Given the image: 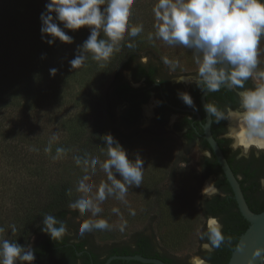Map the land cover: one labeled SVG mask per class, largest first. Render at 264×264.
Segmentation results:
<instances>
[{
  "label": "rangeland",
  "instance_id": "obj_1",
  "mask_svg": "<svg viewBox=\"0 0 264 264\" xmlns=\"http://www.w3.org/2000/svg\"><path fill=\"white\" fill-rule=\"evenodd\" d=\"M156 3L157 0H137L129 17V27L143 25V32L135 37L140 63L154 67L158 78L187 91L192 83H178L176 80L181 76L196 75L193 52L183 46H168L155 37L153 7ZM13 34V29L7 23L0 26L1 51L16 47ZM84 41L82 36L73 39L65 56L68 62ZM259 52L257 71L261 72L264 71V39L260 42ZM14 53L24 55L25 59L24 48ZM15 63L7 67L1 55L0 71L8 73ZM122 78L132 87L139 85L132 81L128 72H123ZM254 82L264 85V79L257 78ZM80 87L78 83L71 87L74 103L53 102L41 97V101L34 104V110L25 109L22 99L15 102L4 98V105L0 104V227L4 228L0 238L15 242L12 231L15 224L14 206L20 204L19 215H24L38 200L37 195L42 196L43 190L66 183L72 192L70 202L81 195L76 187L85 173L82 167L76 165L73 157L84 154L78 151L77 143L68 146L69 127L80 129L88 119L86 112L76 102ZM145 106H152L153 109L156 105L150 98L132 129H127L120 121L124 106L117 105L114 109L115 127L119 133L116 141L127 151L130 159L135 160L139 156L144 162L141 186L129 188L127 204L109 197L101 204L103 211L97 217H92L90 213L81 216L78 210L70 208L76 218L68 220L66 236L73 242L83 241L86 248L94 249L99 259H103L112 247L133 249L135 240L140 236L150 240L155 250L165 257L185 264H194L195 260L207 264L203 256L211 251L210 247H204L210 229L208 223L216 219L204 218L199 211V202L210 194L205 186L212 182L211 177L203 180L199 167L205 153L196 145H185L182 134L173 129L180 115L171 116L159 129H151L153 115H146ZM54 133L58 134V139L53 142L52 152L46 153L44 149ZM56 147H64L68 151L65 156L54 160ZM261 151L264 152V149ZM87 154L103 162L108 158L105 142L102 141ZM40 174L46 177V182H41ZM117 178L120 177L117 175ZM106 180V174L97 165L96 173L89 182L98 186ZM263 193L261 187L253 203H261ZM113 208H119L123 220L127 222L123 231L120 230L121 219L112 212ZM129 208L135 210L134 216L129 214ZM99 218L112 224V230H93L80 235L79 228L85 220ZM40 238L33 237L26 247L33 248Z\"/></svg>",
  "mask_w": 264,
  "mask_h": 264
},
{
  "label": "clouds",
  "instance_id": "obj_2",
  "mask_svg": "<svg viewBox=\"0 0 264 264\" xmlns=\"http://www.w3.org/2000/svg\"><path fill=\"white\" fill-rule=\"evenodd\" d=\"M136 3L137 0H48L40 17L42 37L47 38L49 45L57 40L71 44L73 37L65 30L75 32L88 28L90 34L69 61L70 66L72 69L84 66L90 55L103 67L104 62L120 50V42L126 33L135 38L143 32V25L129 27V17ZM153 14L156 38L168 46H183L193 52L196 75L181 76L176 82L195 83L206 93L218 92L221 88L242 89L239 91V110L204 106V110L215 116L217 122L232 120L237 124L243 123L241 134L246 137L247 143L236 141L231 148L235 150L243 146L246 149L250 143L264 142V85L245 88L250 79H264V71H257L260 64L259 45L264 39V0H157ZM101 33L107 39L100 38ZM127 47L134 48L135 45L129 43ZM57 71L56 68L49 69L52 76ZM179 98L196 110L189 94L180 93ZM237 134V127L228 129L230 138ZM102 138L108 157L103 162L90 158L87 153L73 157L85 174L76 187L81 195L70 202L69 207L78 210L81 216L90 213L92 217H97L103 211L101 204L109 197L127 204L129 188L133 185L140 187L143 181V160L139 156L135 160L130 159L127 151L111 134ZM57 139L58 134L54 133L44 149L46 153L52 152L53 142ZM67 151L64 147H56L53 159H60ZM97 165L107 177L98 186L89 182L96 173ZM259 182L264 188V177ZM71 194L69 189L67 195ZM112 212L120 217V230L123 231L127 222L123 220L120 209L113 208ZM129 214L134 216L135 210L129 208ZM211 225L207 238L212 246L219 248L225 237L216 220H212ZM113 227L103 218L88 219L80 225L79 232L84 235L93 230H112ZM12 231H16L15 225ZM42 231L55 241L66 235L67 226L48 214L43 218ZM3 232L4 228L0 227V233ZM204 247L209 248V244ZM253 255L261 257V264H264V249H257ZM34 261L35 253L31 247L0 238V264H34Z\"/></svg>",
  "mask_w": 264,
  "mask_h": 264
},
{
  "label": "trees",
  "instance_id": "obj_3",
  "mask_svg": "<svg viewBox=\"0 0 264 264\" xmlns=\"http://www.w3.org/2000/svg\"><path fill=\"white\" fill-rule=\"evenodd\" d=\"M47 2L48 0H0V26L7 23L11 30L13 29L17 47L10 50L2 49V51L0 47V58L1 55L4 56L7 67L16 62L8 70V73L0 71V104L4 105V98H9V100L15 102L22 99L25 109L34 110V104L41 101V97L53 102L74 103L71 87L74 83L80 84L81 90L77 95L79 97L76 102L86 112L88 119L80 129L69 127L70 143H68V146L77 143L79 146L78 151L85 154L104 141L102 137L107 134H111L115 140L118 139L119 133L115 127L114 119V109L117 105L124 106L120 116L122 125L127 129L135 127L140 118V107L148 102L151 92L159 90L158 86L155 85V81L160 80V87L163 88L162 94L166 101H161L160 110L165 113L158 114V117L155 118V125H151V129H159L164 126L168 116L172 113L166 103L173 106L180 105L178 101L167 95L164 80L157 77L156 69L148 64L143 65L140 63L139 47L136 39L129 37L126 33L124 40L120 42V50L114 52L110 59L104 62L103 67L100 66L101 62L91 59L89 55L84 66L72 69L70 63L65 59L71 45L64 44L59 40L53 45H49L46 42L47 38L42 37L40 17L45 11ZM65 31L73 39L82 36L86 40L90 34L88 28H82L75 32ZM100 38L106 39L103 33H101ZM129 43L134 44L135 47H127ZM20 48L25 49V59L24 55L21 54L20 56V54L16 55L14 53L15 50ZM7 51L10 53L8 54ZM51 68L58 69L55 76L50 74L49 69ZM123 72H128L134 83L143 79V85L137 88L132 87L123 80ZM189 93L193 97L195 111L200 114L203 123L204 114L199 103L202 91L196 84H191ZM205 100L207 105L216 106L220 109L219 104L221 102L232 103L233 94L229 89L222 88L218 92L208 94ZM182 107L193 109L186 104ZM211 117L213 119V116ZM195 118L196 116L193 114H181L180 118L173 124V129L176 132L181 133L182 130H187L182 138L184 144L188 146L202 133L201 125L194 121ZM213 122L217 123L216 119H213ZM83 129H85V134ZM212 134L215 135L213 130ZM200 141L202 145L208 148L205 141ZM14 159H16L15 155ZM259 161L262 165L264 164V158ZM255 163H258V160ZM213 165L218 167L215 160ZM39 177L41 182L47 181L43 174H40ZM249 177L248 173H244L243 179L238 181L239 186L249 209L254 213H260L264 210V193L259 206L253 208L248 204L249 199L246 198L245 193L253 194V197L251 196L253 201L255 197V200L257 199L261 188L258 183L259 178H256V182L247 183ZM224 184L228 185L226 180H224ZM69 189L68 184L64 183L61 186H51L43 190L41 192L42 196L37 195L38 200L31 207V210L24 215H19L20 204L14 206L15 242H18L21 246H27L33 237H41L32 248L35 253L34 264H77L78 262L81 264H104L107 258L114 255L159 258L165 264L177 262L174 258L165 256L160 258V253L155 250L150 240L140 236L135 240L133 249H116L112 247L103 259L98 258L94 249L86 248L83 241L73 242L66 235L59 240H52L47 233L42 231L45 215H54L66 225L69 219L74 220L76 218L75 213L69 207L70 196L67 195ZM262 189L264 191V188ZM230 206L235 207V213L228 214L222 225L221 233L225 237L224 243L216 248L211 245L208 238L206 240L210 244L211 251L206 252L203 259L209 264H226L228 262L238 237L246 230L248 224L240 216L232 198L230 200L215 198L210 201L208 204L210 213L203 212L201 202H199V211L204 218L209 216L218 217L227 212ZM228 238H230V241ZM79 252L81 255L77 256L76 253ZM110 264L141 263L113 260ZM178 264L185 263L178 261Z\"/></svg>",
  "mask_w": 264,
  "mask_h": 264
},
{
  "label": "flooded vegetation",
  "instance_id": "obj_4",
  "mask_svg": "<svg viewBox=\"0 0 264 264\" xmlns=\"http://www.w3.org/2000/svg\"><path fill=\"white\" fill-rule=\"evenodd\" d=\"M142 82H143V79L139 80L135 84H139L137 87H140L141 85H143ZM155 82H156L155 85L158 86L159 90L153 91L149 94L150 95L149 99L152 98L153 102L156 105L153 109H152V106H150L151 107V113L153 112V116L151 118V125H153V126L155 125V118L158 117V114L161 115V114L165 113V112L162 113V110H160L161 101L166 102L165 97L162 94L163 88L160 87V80H156ZM163 82L165 84V89H166L167 95L171 99H173V100L175 99L176 101H178L179 105H180V106H173V105H169V106H172L175 108L186 109L185 107H182L185 103L179 98V94L180 93H187L190 95V97L193 100L192 95L189 93V88L187 91H184L177 84L171 85L170 83H168L165 80ZM140 83H142V84H140ZM192 84H195V83H192ZM257 85H259V84L255 83L254 80L250 79L248 82H246L245 88L252 89ZM230 91L233 94L232 103L231 102H225V103L221 102L219 104L220 110H226V109H231L234 111L239 110V91H242V89H235V90H230ZM193 103H194V100H193ZM142 106L140 107V114H141ZM188 110H194V109L189 108ZM176 114L181 115V114H189V113H178V112L172 111V113L168 116L167 122L171 116L176 115ZM198 115H199V120H198L197 116L195 115L196 118L194 121L199 123L200 125H202L204 123V115H203V123L201 122L202 119H201L200 114H198ZM150 116H151V114H150ZM213 119L214 120L216 119L215 116H213ZM213 119L211 117V126H210L211 135L213 136V138L217 142V144H218L225 160L227 161L232 173L233 174L236 173L234 176L237 177V179L239 181V180L243 179L244 173H248V175H250V177H249V180L247 183L256 182V178H259L258 183L260 185V182H259L260 178L264 177V164L262 165L261 161H259V160L264 158V152L261 151L262 149H264V147L262 149H258L255 147H249L245 151L243 149V147L240 146L237 149L233 150L231 148V145L233 142H235V140H233L234 137L230 138L227 135V132H228L227 125H229L228 120H221L217 123H214ZM212 130L214 131L215 135L212 134ZM186 131H187L186 129L182 130L181 134L184 135ZM200 140H203L202 139V133H201V135L196 137L195 140L192 142V144H189V146L196 145L200 151L205 153L203 155L202 161L199 162V167L201 170V175L203 177V180L210 178V177L212 178V182H211L212 191L209 192L210 194L207 195V197H205V199H203L201 201V208L203 209V212L208 213L209 212L208 204L210 203V201H212L215 198H218L221 200L226 198L227 200H230L232 198V193L230 191L229 186L224 184L225 178H224L220 168H218L219 166L216 167L213 165L214 160L216 161V159L214 158L213 154L211 153L209 147L206 148L204 145H202V142ZM245 152H246V154H244ZM256 160H258V163H255ZM245 196L247 199H249L248 204L251 205L253 208L259 206L260 203H258V202H257L258 204L253 203V201L251 199V196L253 197V194L246 192ZM232 212L235 213V207L230 206L229 209L227 210V212L221 214L220 216H218V217L209 216V217L216 219L218 221V224L221 226V229H222V225L224 224V221H225L227 215L232 213ZM206 243L209 244L208 241ZM209 247H210V244H209ZM76 255L80 256L81 253L80 252L76 253ZM151 255H153V254H151ZM162 256L163 255L159 254L160 258ZM157 259H159V258H157ZM206 263L209 264V262H206ZM77 264H81V263L78 262ZM174 264H178V261L177 262L174 261Z\"/></svg>",
  "mask_w": 264,
  "mask_h": 264
},
{
  "label": "water",
  "instance_id": "obj_5",
  "mask_svg": "<svg viewBox=\"0 0 264 264\" xmlns=\"http://www.w3.org/2000/svg\"><path fill=\"white\" fill-rule=\"evenodd\" d=\"M210 93L212 92H202L199 97V103L204 113V123L201 125L202 139L206 142L211 153L216 159V162L230 188L232 198L236 204L240 216L248 224L246 230L238 237V241L226 264H261V257H254L253 254L257 249H264V210L260 213H254L249 209L239 186L237 177H235L232 173L217 142L211 135V116L204 110V106L207 105L205 98ZM166 105L174 112L194 114L199 120V115L194 110L175 108L169 106L167 103ZM113 260L136 261L141 264H165L160 259L147 258L138 255L110 256L106 259L104 264H110Z\"/></svg>",
  "mask_w": 264,
  "mask_h": 264
},
{
  "label": "bare ground",
  "instance_id": "obj_6",
  "mask_svg": "<svg viewBox=\"0 0 264 264\" xmlns=\"http://www.w3.org/2000/svg\"><path fill=\"white\" fill-rule=\"evenodd\" d=\"M143 107H142V110H143ZM144 111H145L147 116H150V114L152 116L151 107L148 108V107L145 106ZM229 121H230V127H237V129H238V134L233 136L235 142L243 140V141H245V143H247L246 137L241 134L242 131H243V127H244L243 123L240 122L239 124H237L235 121H232V120H229ZM249 147H255V148H258V149H262L264 147V142L250 143V144H248V147L246 149L244 147H243V149L246 151ZM205 190L207 192H211L212 191V187H211V184L209 182L206 184ZM211 221L212 220H210L209 223H208L210 228L212 227ZM194 264H201V261L200 260H195Z\"/></svg>",
  "mask_w": 264,
  "mask_h": 264
}]
</instances>
